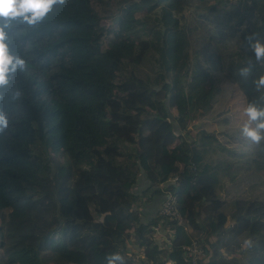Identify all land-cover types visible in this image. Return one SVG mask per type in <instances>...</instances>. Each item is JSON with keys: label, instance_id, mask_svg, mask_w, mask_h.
<instances>
[{"label": "trees", "instance_id": "trees-1", "mask_svg": "<svg viewBox=\"0 0 264 264\" xmlns=\"http://www.w3.org/2000/svg\"><path fill=\"white\" fill-rule=\"evenodd\" d=\"M157 7L160 28H149ZM6 31L25 69L0 88L10 121L0 133V264H107L115 253L126 264H191L182 245L192 240L207 248L202 264H228L236 249L247 256L233 264H264V142L240 152L188 128L219 112L229 89L219 72L245 108L264 107L254 84L264 61L251 48L264 40V0H66ZM156 49L169 79L135 70ZM242 155L236 168L246 165L261 193L229 188L227 201L219 177L233 180ZM168 194L183 221L161 211Z\"/></svg>", "mask_w": 264, "mask_h": 264}, {"label": "rangeland", "instance_id": "rangeland-1", "mask_svg": "<svg viewBox=\"0 0 264 264\" xmlns=\"http://www.w3.org/2000/svg\"><path fill=\"white\" fill-rule=\"evenodd\" d=\"M160 8L157 7L154 9L155 12H152L144 18L147 21V27L152 28L157 27L160 28L159 25L156 23L160 22L158 18L154 15L159 14ZM186 13L188 15H192V17L195 18L197 16V13H195V9H193L192 6H189L186 8ZM200 19V16H199ZM253 20H257L256 22L259 23L260 19L257 16ZM160 35L161 32L159 30H153L151 31V37L152 39L155 38L156 42H154V45H160ZM233 35L231 32L230 36ZM159 37V40L157 38ZM229 42L232 43L231 48H235L237 44H239L240 40L238 39V36L229 38ZM160 50L156 49L154 54H149L140 64L134 65L135 70L140 73L143 76H150L156 80H161L163 78L169 79V74L163 69V63L161 60V57L159 55ZM219 75H222L224 78L223 83L227 84L229 89L226 91L227 96L223 100V103L218 104V113H214L212 117H209L205 115L204 117L194 120L193 122H190L188 124L189 134L194 136L202 135L201 129H206L208 131L214 132L217 136L218 141L225 144L226 146L231 147V149H234L236 151L245 152L250 151L252 144L249 140H247L243 135L241 134L242 126L247 121V117L244 114L245 109V98L243 93L240 91L238 87H236L234 84H232L229 80V77L226 76L224 73L219 72ZM172 111H175L174 109ZM189 122V119L187 120ZM137 136V135H136ZM198 147L201 148L200 143L198 142ZM220 149L216 148L215 152H212L210 156L216 157L218 154L217 151ZM147 152V148H146ZM147 155H151L150 152H147ZM246 158V155H242L239 157V159H234L232 161V165L229 168V172H237L234 176L235 178L233 180H230L227 175H222L219 177V183H221L224 187L218 188V192L221 194V197L229 201L228 199H231L230 193L236 192L238 196H244V197H250L255 198L257 194L261 193L257 186L259 184V178L253 177L251 172H246L247 166H238V170L236 166L238 164L243 165V161ZM245 164V163H244ZM231 189L230 193L228 192V189ZM233 195V194H232ZM162 229L159 227L154 231L155 237L159 239H165L166 235L161 233ZM193 233H198L196 231H193ZM196 235V234H195ZM247 245V243L245 244ZM219 251H223L222 248H219ZM238 251V252H237ZM225 256L223 257L226 261H228V264H233V261L240 262L245 261L247 256V251L242 250L239 251V249H236L234 252H225ZM136 256V255H135ZM137 257V256H136ZM3 261V260H2ZM4 262V261H3ZM235 263V262H234ZM50 264H54L53 262Z\"/></svg>", "mask_w": 264, "mask_h": 264}, {"label": "clouds", "instance_id": "clouds-1", "mask_svg": "<svg viewBox=\"0 0 264 264\" xmlns=\"http://www.w3.org/2000/svg\"><path fill=\"white\" fill-rule=\"evenodd\" d=\"M66 0H0V88L8 85L10 77L18 69H25V61L11 54L7 43L6 29L13 20L21 19L27 24L35 25L41 22L57 5H63ZM251 39V38H250ZM251 48L256 61H264V40H255ZM251 62L240 68L239 73L245 79L251 74ZM257 90L264 89V75L254 81ZM247 121L242 126L241 134L251 143L260 145L264 142V107H258L250 102L244 109ZM8 116L0 111V133L9 127ZM107 264H126L119 253L106 257Z\"/></svg>", "mask_w": 264, "mask_h": 264}, {"label": "built area", "instance_id": "built-area-1", "mask_svg": "<svg viewBox=\"0 0 264 264\" xmlns=\"http://www.w3.org/2000/svg\"><path fill=\"white\" fill-rule=\"evenodd\" d=\"M161 211L176 218L179 222L183 221V218L180 216L175 205V196L171 194L167 195V199L162 204ZM155 228L157 229L158 226ZM182 248L184 256L191 262V264H202L207 258V248L197 240H192L190 244L182 245Z\"/></svg>", "mask_w": 264, "mask_h": 264}, {"label": "crops", "instance_id": "crops-1", "mask_svg": "<svg viewBox=\"0 0 264 264\" xmlns=\"http://www.w3.org/2000/svg\"><path fill=\"white\" fill-rule=\"evenodd\" d=\"M153 210H150V209L147 208V213L149 214V213L153 212ZM166 264H169V263H166Z\"/></svg>", "mask_w": 264, "mask_h": 264}]
</instances>
